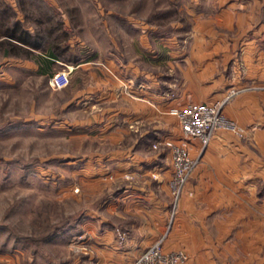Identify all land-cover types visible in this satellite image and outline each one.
<instances>
[{
  "label": "crops",
  "instance_id": "1",
  "mask_svg": "<svg viewBox=\"0 0 264 264\" xmlns=\"http://www.w3.org/2000/svg\"><path fill=\"white\" fill-rule=\"evenodd\" d=\"M186 3L197 18L188 42L164 38L175 45L159 51L175 61L173 80L155 75L148 65L151 27L140 20L127 21L128 37L136 38L130 40L134 58L121 61L108 54L101 61L91 54L62 59L53 54L51 39L33 44L37 30L23 21L28 41L9 38L7 8L2 7L7 0H0V63L15 58L36 73L23 77L21 85L44 84L48 93L63 92L58 100L47 96L46 113H35L32 99L26 106L32 118L62 121L65 130L80 136L94 134L95 160L85 163H95L96 181L130 175L103 208L121 219L127 215L126 227L108 222L107 214L97 215L99 230L91 231L95 255H88L93 264H130L165 230L173 167L163 142L182 137L171 109L189 100L215 102L231 85L251 86L224 106L240 131L214 132L185 185L165 245L187 253L179 264H264V10L257 0ZM215 20L219 27L213 26ZM64 21L68 24L66 14ZM9 40L24 54H9ZM59 64L70 67L69 82L51 89L48 78ZM57 113L62 117L57 119ZM188 143L196 154L199 140L190 137ZM119 227L124 229L120 235Z\"/></svg>",
  "mask_w": 264,
  "mask_h": 264
},
{
  "label": "rangeland",
  "instance_id": "2",
  "mask_svg": "<svg viewBox=\"0 0 264 264\" xmlns=\"http://www.w3.org/2000/svg\"><path fill=\"white\" fill-rule=\"evenodd\" d=\"M257 3H261L264 10V0ZM189 5L186 0H7V5L2 7L7 8L10 29L16 27L12 24L15 20H19L21 26L22 21L31 25L40 31L45 42L49 39L55 42L62 59L90 57L91 54L101 61L108 54H115L121 61L134 58L130 40L136 38L128 37L127 21L140 20L151 27L153 51L148 65L155 75L174 80L175 61H167L159 51L166 44L175 45L172 43L176 40L188 42L191 29L197 25V18L188 10ZM212 6L217 8L215 4ZM198 11L195 10L196 15ZM207 11L200 15L205 16ZM65 14L68 24L64 21ZM18 15L20 19L16 18ZM213 26L219 27V21L215 20ZM14 32L19 35L20 28ZM69 43L73 47H69ZM61 70H68L70 78V67L56 65L48 78L51 89L50 77ZM35 74L17 65L15 58L0 63V264H93L88 255H95L91 231L99 228L97 215L107 214L108 222L118 225L123 222L126 227L127 215L121 219L103 208L113 198L112 190L125 186L130 175L96 181L95 163H85L87 159L95 160L94 134L80 136L78 131L65 130L62 121L54 123L52 119H45L42 123L32 118L36 116L26 107L32 99L36 101L35 113H46L48 104L43 101L47 96L56 100L63 96L62 91L48 93L44 84L19 83L23 77ZM232 87L239 86L231 85L227 91ZM188 102L197 101H184L171 110ZM58 114L57 119L62 117ZM168 140L180 139L164 140L171 154ZM168 188L167 223L173 203L169 180ZM123 230L116 228L118 235Z\"/></svg>",
  "mask_w": 264,
  "mask_h": 264
},
{
  "label": "built area",
  "instance_id": "3",
  "mask_svg": "<svg viewBox=\"0 0 264 264\" xmlns=\"http://www.w3.org/2000/svg\"><path fill=\"white\" fill-rule=\"evenodd\" d=\"M69 82V71H56L50 77L53 87H62ZM245 85L232 87L222 99L216 102H188L183 107L175 109L182 137L179 141H167L171 146L173 172L169 179L170 192L173 197L171 216L165 230L148 246L141 250L130 264H179L188 258L183 250L167 249L165 240L172 227L180 198L185 185L194 169L199 164L201 154L214 132L219 128H229L237 132L240 128L234 120L228 118L223 112L224 104L231 100L237 93L249 89ZM195 137L200 145L195 155L189 150L188 138Z\"/></svg>",
  "mask_w": 264,
  "mask_h": 264
},
{
  "label": "trees",
  "instance_id": "4",
  "mask_svg": "<svg viewBox=\"0 0 264 264\" xmlns=\"http://www.w3.org/2000/svg\"><path fill=\"white\" fill-rule=\"evenodd\" d=\"M14 26H16L15 28L13 29H10V27H8V36L9 38H13V39H16V38H19L20 40L22 41H28L27 37H26V34L28 32H26V30H24L21 26V23L19 20H15L13 23H12ZM18 28H20V33L19 35H16V33L14 31H16V29L18 30ZM34 42L33 44L37 45L38 46V40H41L43 39V35L40 34V31L36 32L35 36H34ZM37 42V43H36ZM17 52V47L15 44H12L10 41H9V54H16ZM53 54H56L57 56H60L58 51H53Z\"/></svg>",
  "mask_w": 264,
  "mask_h": 264
}]
</instances>
